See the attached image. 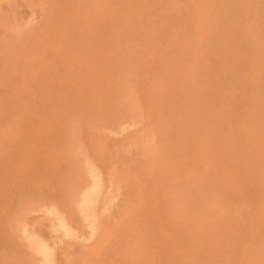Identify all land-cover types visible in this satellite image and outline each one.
I'll use <instances>...</instances> for the list:
<instances>
[{
    "label": "rangeland",
    "instance_id": "obj_1",
    "mask_svg": "<svg viewBox=\"0 0 264 264\" xmlns=\"http://www.w3.org/2000/svg\"><path fill=\"white\" fill-rule=\"evenodd\" d=\"M128 1H0V264H264V0Z\"/></svg>",
    "mask_w": 264,
    "mask_h": 264
},
{
    "label": "bare ground",
    "instance_id": "obj_2",
    "mask_svg": "<svg viewBox=\"0 0 264 264\" xmlns=\"http://www.w3.org/2000/svg\"><path fill=\"white\" fill-rule=\"evenodd\" d=\"M207 1L208 0H204V1L200 2V8H201V13H202V23L205 22L206 17H207V12L209 10L208 5H207ZM127 4H129L128 0H127ZM125 12L129 13V11L127 9L125 10ZM53 25L54 24L48 23V24H46L45 28L47 30H49L51 33H53L56 40H58V41H60L62 39V37L66 33H68L71 29V26L67 25L66 23H63L62 20L58 21L57 27L55 25L54 26ZM117 56H116V58H117ZM104 58L102 59V61L104 62L105 66L101 67L100 71H98L96 73L95 78H97L98 76H103L104 80H106L107 78L111 77V74L113 73V71H111V69H110L111 58L110 57H104ZM19 61H21V57H20L19 52H15L13 58H10V60H9L10 63H14L15 65ZM3 85H4V82L0 81V90H2V91L4 90ZM98 85H99V88H102V83H99ZM78 107H79V105L77 106V108ZM54 118H55V120L57 119L56 117H54ZM50 120H52V118H50ZM27 131H29V130H27ZM36 133H38V130H36ZM6 135L8 136V138H10V140L12 142L14 141L15 137H13L11 135V133L6 132ZM258 140H259V145L261 147V150H263L262 158L264 160V136H262V135L258 136ZM36 141H41V138H37ZM14 143H15L14 148H17V149H15V155H14L15 158L13 160H10V161L7 160L8 162L0 163V173H1L0 179L7 177V178L15 179V181H16L19 177L24 176V174H22L21 171H19V169L23 165H25V161H19L18 157H28V155L30 153L31 154L34 153L33 150L25 151V149H24L23 151H20V149L17 147L20 144V142L17 141V139ZM36 145L38 146L37 143H36ZM33 148H35V147L33 146ZM22 154L24 156H22ZM52 170L54 172H56L58 176H60L58 174L56 167H53ZM91 174L93 176H95V181L90 188L86 189V191L84 192V194L82 196V212H84L87 217L96 218V217H98L97 209H96L97 203L99 202V200L101 198L103 186H102L101 180L98 178L94 169L91 170ZM30 177H31V175L28 177V179H30ZM263 179H264V174H263ZM5 182H6V180L5 181L0 180V184L4 185ZM57 187H58V185H57ZM0 194H2V193H0ZM263 203H264V201H262L261 204H263ZM261 210L264 213V204L262 205ZM50 215L53 219H55L57 221V228L59 229V231H61L65 236H70L72 233V230L68 226L67 221H65V219L63 217H60V215L55 210L50 211ZM260 216H263V214L260 213ZM261 222H264V221H261ZM171 225L175 226V224H171ZM208 231H210V229ZM173 237H175V236H172L171 238H173ZM34 248L37 251V253L42 256L43 261L41 264H55V249L54 248H51L47 243H45L43 241H38V242L34 243ZM252 261L254 263L258 262V260H254V259H252Z\"/></svg>",
    "mask_w": 264,
    "mask_h": 264
}]
</instances>
